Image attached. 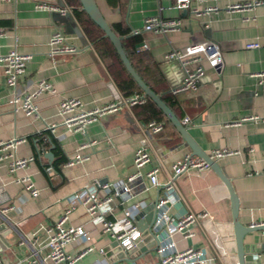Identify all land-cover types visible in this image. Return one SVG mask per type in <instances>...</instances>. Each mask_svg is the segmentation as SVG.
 Instances as JSON below:
<instances>
[{
	"label": "crops",
	"instance_id": "1",
	"mask_svg": "<svg viewBox=\"0 0 264 264\" xmlns=\"http://www.w3.org/2000/svg\"><path fill=\"white\" fill-rule=\"evenodd\" d=\"M108 24L119 25L126 35H119L129 44L134 68L144 81L161 97L174 102L172 109L182 121L190 119L189 133L208 155L214 151H230L218 162L239 197L240 223L246 227L264 224V4L232 11L235 4L264 0H191L188 9L176 7V0H96ZM45 2L55 10H37L35 5ZM207 7L218 11L207 13ZM68 8L66 13L59 11ZM85 13L81 3L70 0H0V57L17 49L31 57L26 75L20 80L21 92L28 91L37 81L46 80L57 90V95H43L38 100L40 118L27 117L16 112L10 104L12 91L6 85L0 64V141L26 139L17 148L18 158L34 157L29 169L11 174L8 161L0 162V193L7 194L14 209L0 212V264H30L31 242L38 236L43 244V229L57 221L67 208V198L88 186L117 185L134 172V156L144 140H148L152 167L160 170L159 181L165 184L173 165L193 155L181 134L171 122H163L164 130L153 135L149 123L156 121L153 110L147 105L128 107L121 103L126 96L119 87L120 76L126 74L115 60L97 51L86 35L76 12ZM198 11V13L196 12ZM86 14V13H85ZM87 15V14H86ZM70 16V19H66ZM158 17L164 21H179L180 30L157 34L144 30L145 21ZM61 29L80 49L53 60L49 56V41ZM137 37L138 44L130 38ZM214 42L223 52L224 63L218 70L209 69L204 82L196 90L173 95L172 89L180 85L183 70L176 61L166 56L173 50L192 44ZM147 43L149 49L138 51ZM258 43L257 49H248ZM78 98L88 109L115 103L117 112L107 114L87 127L85 132H73L59 115L63 99ZM254 120L242 121L245 118ZM242 121V122H240ZM157 122V121H156ZM55 125V131L49 126ZM49 131L48 134L43 132ZM43 133V134H42ZM59 142L64 157L71 161L77 154L88 159L80 164L57 171L54 167V143ZM90 143H94L90 145ZM53 153L50 163L46 157ZM28 175L40 194L34 198L17 178ZM142 186L149 180L142 179ZM184 200L171 207V214L191 210L208 211L215 217L211 231L197 230L193 239L175 237L177 248L185 251L191 247L207 250L214 264H239L233 210L229 192L213 171L186 173L177 180ZM164 194L163 188L138 190L133 199L125 202L118 197L114 203L115 214L121 217L123 209L133 208L135 220L144 210L154 205ZM143 208V209H142ZM152 211L139 219L146 224ZM84 207H78L71 216L73 223H86ZM147 251L134 257H107L99 249L114 247L107 235L95 236L96 250L87 254L78 264H156L157 238H148ZM246 249L264 264V231L252 232L244 239ZM85 245L68 246L70 254H78ZM45 264H52L46 262Z\"/></svg>",
	"mask_w": 264,
	"mask_h": 264
},
{
	"label": "built area",
	"instance_id": "2",
	"mask_svg": "<svg viewBox=\"0 0 264 264\" xmlns=\"http://www.w3.org/2000/svg\"><path fill=\"white\" fill-rule=\"evenodd\" d=\"M11 2L14 0H5ZM264 4V1L253 3L235 4L229 7L232 11H243L245 9ZM191 0H176V7L180 10L188 9ZM37 10H55L54 7L45 2H38L35 5ZM69 9H60L66 13ZM70 11V10H69ZM218 11L217 7H207L205 12ZM198 13V11H196ZM179 21H164L158 17L146 19L144 30L157 34L168 33L180 30ZM4 33L0 31V37ZM49 56L55 60L56 57L67 54H76L80 51L61 30L57 29L49 41ZM258 43H250L248 49H257ZM149 49L147 43L138 48V51ZM166 59L176 61L180 64L184 78L180 85L172 89L173 95L186 93L198 89L204 82L209 69L218 70L224 63L223 52L220 46L214 42L203 44H192L184 49L171 51ZM31 57L20 53L17 49H12L6 55L0 57V64L3 67L6 85L11 89L12 94L10 104L16 112H22L27 117L40 118V108L38 100L43 95H57L55 87L46 80L37 81L28 91L21 92L19 89L20 80L26 75L28 63ZM264 79V73L258 75ZM148 97L145 94H137L124 99L128 107L145 104ZM120 105L111 103L101 108L88 109L78 98L63 99L59 105V115L70 131L85 132L87 127L98 122L104 116L119 111ZM254 120L255 118H245L242 121ZM240 121V122H242ZM190 119L183 121L184 125L190 124ZM163 122H151L148 125L153 135H158L164 130ZM49 130L55 131V125L49 126ZM26 139L12 140L9 142L0 141V162L8 161L9 172L16 174L29 169L35 161L34 157L18 158L17 148ZM94 143H90L93 145ZM149 141L144 140L142 145L136 150L134 156V172L117 185H103L96 187L88 186L77 191L67 198L68 206L61 217L54 223L43 229L46 237L45 243L40 242L38 236L31 242L30 264H78L87 254L96 250L95 236L99 233L107 235L115 245L104 246L99 249L103 256L125 258L131 257L130 252L136 251L141 243H144L143 232L140 230L135 220L134 209H140V204L133 208L123 209L121 217L111 219L115 214L114 203L118 197L125 198V202L133 199L136 192L142 188L147 191L150 188H163L164 194L158 197L155 205L156 220L153 226V235L157 238L158 246L156 264H214L212 258L208 257L207 250L199 247H191L185 251H180L175 242L176 236L184 239H193L197 235V230L202 229L205 233L211 231L215 223V217L208 211L194 212L191 210L180 211L178 214H171V207L178 205L184 200L178 187L177 180L186 173H206L211 171L210 165L201 157L187 155L182 160L177 161L171 170L169 179L165 184L159 181L160 170L152 167L147 173L144 168L152 164V158L148 147ZM230 151H214L211 158L220 159L226 155H231ZM77 154L68 166L83 163L87 160ZM149 180V186H142V179ZM16 182L21 184L32 197L39 196L40 191L32 181L25 175L17 178ZM78 207H84L88 220L86 223H73L71 216ZM14 209L10 197L5 193H0V212L7 213ZM143 209V208H142ZM74 243L85 245L78 254H70L68 246ZM135 253V252H134ZM133 253V254H134Z\"/></svg>",
	"mask_w": 264,
	"mask_h": 264
},
{
	"label": "water",
	"instance_id": "3",
	"mask_svg": "<svg viewBox=\"0 0 264 264\" xmlns=\"http://www.w3.org/2000/svg\"><path fill=\"white\" fill-rule=\"evenodd\" d=\"M81 3L82 10L87 14V16L104 32L105 37L108 38L113 44L116 52L118 53L121 61L123 62L127 72L134 79L143 93L151 99L158 108L164 113V115L168 118V120L173 124V126L177 129V131L181 134L182 138L186 142V144L191 148L192 154L194 156H198L203 158L211 167V169L218 175V177L225 184L232 203L233 210V222L235 229V240L237 245V253H238V261L239 264H253L258 261L256 259V255L246 249L244 239L247 234L252 232L264 231V224H255L249 227H246L240 223L239 220V212H240V201L239 197L236 194L230 179L223 172L222 168L218 164L216 160L211 158L210 155L205 153L199 145L194 141L189 133L188 126H185L182 121L176 116L172 108L162 99V97L157 94L140 76L137 70L134 68L132 62L130 61L124 46H123V38L114 32L112 27L108 24L105 19L102 11L100 10L96 0H79ZM66 19H70L68 16ZM50 163L54 160L53 153H48L46 156ZM152 211V213L147 217L146 224L144 221H139L140 217L146 212ZM156 220V211L155 205H151L147 207L144 212L138 217V226L140 230L143 232V240L144 243H141L139 248L135 251H131L130 254L132 257L135 255H140L147 251V247L145 243H148V238L153 236V226ZM135 252V253H134ZM134 253V254H133Z\"/></svg>",
	"mask_w": 264,
	"mask_h": 264
},
{
	"label": "trees",
	"instance_id": "4",
	"mask_svg": "<svg viewBox=\"0 0 264 264\" xmlns=\"http://www.w3.org/2000/svg\"><path fill=\"white\" fill-rule=\"evenodd\" d=\"M75 4H78L80 6V1L79 0H70ZM108 2L111 5H114L115 1L114 0H108ZM76 16H78L80 22L82 23V26L84 28V31L88 38L90 39L91 43L94 45V48L102 53L103 55L112 58L117 62L119 65L120 69L126 74V78H122L120 76V81L119 82V87L124 92L126 96H129L133 93H141L144 94L143 91L140 89V87L137 85V83L134 81V79L129 75L127 72L123 62L121 61L118 53L116 52L113 44L111 41L105 37L104 32L85 14V13H79L78 11L76 12ZM114 32L118 35H126V31L121 30L119 25H115L112 27ZM131 44H138L140 41L137 37H132L129 39ZM123 46L124 49L131 60V53H129V44H127V40L123 39ZM133 64V63H132ZM134 66V65H133ZM154 90V89H153ZM155 91V90H154ZM156 92V91H155ZM162 99L173 109L174 108V102L171 100L166 99L165 97H162ZM147 105L153 110V116L156 118L157 122H170L168 118L164 115V113L158 108V106L148 98ZM44 134H48L49 131L43 132ZM42 133V134H43ZM53 143L55 145L54 147V155H55V161L53 164V167L57 170L60 171V167L63 164L68 163L67 159L64 157L61 147L59 145V142L56 139H53Z\"/></svg>",
	"mask_w": 264,
	"mask_h": 264
}]
</instances>
